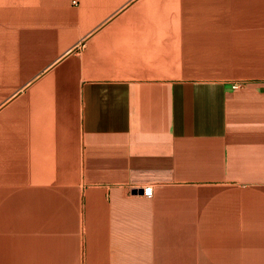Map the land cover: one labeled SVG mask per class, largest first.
Returning a JSON list of instances; mask_svg holds the SVG:
<instances>
[{
	"label": "crops",
	"instance_id": "0c3cea01",
	"mask_svg": "<svg viewBox=\"0 0 264 264\" xmlns=\"http://www.w3.org/2000/svg\"><path fill=\"white\" fill-rule=\"evenodd\" d=\"M0 264H264V0H0Z\"/></svg>",
	"mask_w": 264,
	"mask_h": 264
},
{
	"label": "built area",
	"instance_id": "2783aa9c",
	"mask_svg": "<svg viewBox=\"0 0 264 264\" xmlns=\"http://www.w3.org/2000/svg\"><path fill=\"white\" fill-rule=\"evenodd\" d=\"M233 86L236 87V85H233ZM143 194L145 196H151V194H152V187H151V185H146V186L143 187Z\"/></svg>",
	"mask_w": 264,
	"mask_h": 264
}]
</instances>
